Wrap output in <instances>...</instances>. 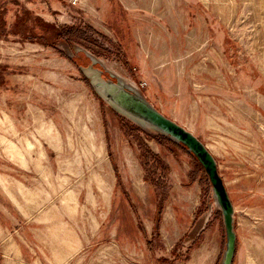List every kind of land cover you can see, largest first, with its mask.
I'll return each mask as SVG.
<instances>
[{
    "label": "rangeland",
    "instance_id": "374dc122",
    "mask_svg": "<svg viewBox=\"0 0 264 264\" xmlns=\"http://www.w3.org/2000/svg\"><path fill=\"white\" fill-rule=\"evenodd\" d=\"M18 12L28 33L0 27V264H221L204 169L102 98L91 65L206 145L232 264H264V0H0ZM35 16L89 39L46 45Z\"/></svg>",
    "mask_w": 264,
    "mask_h": 264
},
{
    "label": "water",
    "instance_id": "95a60500",
    "mask_svg": "<svg viewBox=\"0 0 264 264\" xmlns=\"http://www.w3.org/2000/svg\"><path fill=\"white\" fill-rule=\"evenodd\" d=\"M92 59V58H91ZM96 60L92 59V63ZM91 85L94 90L114 108L143 126H149L169 139L183 145L204 169L211 185L214 201L222 214L225 247L221 264H232L236 252L234 230V206L230 200L215 157L206 145L191 131L164 115L135 88L121 78L105 77L102 71L89 67Z\"/></svg>",
    "mask_w": 264,
    "mask_h": 264
},
{
    "label": "trees",
    "instance_id": "16d2710c",
    "mask_svg": "<svg viewBox=\"0 0 264 264\" xmlns=\"http://www.w3.org/2000/svg\"><path fill=\"white\" fill-rule=\"evenodd\" d=\"M18 14H15L10 23H8L7 18L0 16V27H2V34H24L27 28L22 26V18L18 17ZM30 16H32L30 14ZM35 19L38 20L39 24L42 25V33L36 34V32H30V37H36L39 41L46 45H51L55 47V42L63 38L64 36H73L77 38H83L88 40L86 33L83 30L78 29L70 25L57 26L44 22L40 17L35 16ZM8 24V26H7ZM22 26V27H21ZM32 31V29H30ZM28 33V32H27ZM53 40L52 44H49L48 40ZM73 40L68 39L67 42L71 45Z\"/></svg>",
    "mask_w": 264,
    "mask_h": 264
},
{
    "label": "bare ground",
    "instance_id": "6f19581e",
    "mask_svg": "<svg viewBox=\"0 0 264 264\" xmlns=\"http://www.w3.org/2000/svg\"><path fill=\"white\" fill-rule=\"evenodd\" d=\"M123 80V79H122ZM125 83H127L125 80H123Z\"/></svg>",
    "mask_w": 264,
    "mask_h": 264
}]
</instances>
